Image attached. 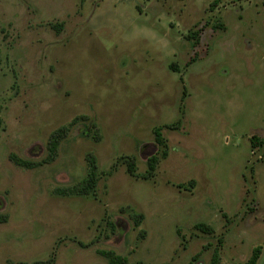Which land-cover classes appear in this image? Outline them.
<instances>
[{
    "label": "rangeland",
    "instance_id": "374dc122",
    "mask_svg": "<svg viewBox=\"0 0 264 264\" xmlns=\"http://www.w3.org/2000/svg\"><path fill=\"white\" fill-rule=\"evenodd\" d=\"M63 128L52 163L10 159L44 160ZM158 128L168 157L145 178ZM89 155L96 192L70 194ZM258 247L264 264V0H0V264H244Z\"/></svg>",
    "mask_w": 264,
    "mask_h": 264
},
{
    "label": "trees",
    "instance_id": "16d2710c",
    "mask_svg": "<svg viewBox=\"0 0 264 264\" xmlns=\"http://www.w3.org/2000/svg\"><path fill=\"white\" fill-rule=\"evenodd\" d=\"M183 1V0H178ZM189 37H197V34L190 35ZM175 69V66H171ZM66 136V129H60L56 133H54L50 141L48 143V157L40 162H29L24 161L22 159L17 158L16 156L12 155L10 159L15 163V165L25 168V169H35L42 167L45 164L52 163L55 159L56 153L58 151L59 146L61 145V142L64 140ZM155 137H156V143L161 148L159 156H152L148 159V171L145 178L153 177L155 175V172L158 168V165L160 164L161 160H164L168 157V141L163 137L162 130L160 128L155 130ZM261 141H258L257 137L252 138V144L254 146L260 145ZM128 171L132 176H135V170L136 166L134 163L133 158H128ZM88 162H89V171L86 178L80 182L74 189L70 192V194L80 195V196H91L94 195L97 189L99 174H98V165L97 160L94 156L89 155L88 156ZM194 186V182L192 183ZM136 224L137 226L140 224L142 216H136ZM197 230L207 233V234H213L214 230L206 225H197ZM262 253L261 247L256 248L253 251V254L251 258L244 264H258V261L260 259ZM100 254L105 257L109 264H128V259L123 256H119L115 254L114 252H100ZM216 259V257H214ZM213 259V260H215ZM216 262V260H215Z\"/></svg>",
    "mask_w": 264,
    "mask_h": 264
}]
</instances>
